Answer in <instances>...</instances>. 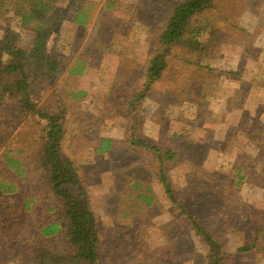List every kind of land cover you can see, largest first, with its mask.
<instances>
[{
  "label": "rangeland",
  "instance_id": "374dc122",
  "mask_svg": "<svg viewBox=\"0 0 264 264\" xmlns=\"http://www.w3.org/2000/svg\"><path fill=\"white\" fill-rule=\"evenodd\" d=\"M88 1L99 3L92 13L101 16L102 2ZM114 1L103 23L109 28L104 55L92 28L82 36L64 19L48 48L64 62L63 71L31 81L33 101L64 115V147L78 163L98 216L106 262L206 261L205 243L158 179L155 151L132 146L134 137L178 153L167 165L174 190L186 212L225 246L230 257L224 264H264V0H215L205 17L218 34L210 49L217 52L199 58L176 51L134 113L129 98L143 88L142 69L155 53L171 5L180 0ZM69 2L56 6L71 15ZM17 18L0 13V37L15 28ZM33 40V31H20V47L29 49ZM76 60L83 72L68 74ZM18 115L0 105V178L17 185L10 199L0 196V264H20L23 238H31L58 208L57 198L42 190L39 172L29 167L17 177L2 158L6 143L20 147L41 136L36 115ZM134 117L137 128H131ZM102 137L116 143L100 153L95 146ZM135 181L150 184L151 205L137 199ZM247 245L252 249L238 251Z\"/></svg>",
  "mask_w": 264,
  "mask_h": 264
},
{
  "label": "trees",
  "instance_id": "16d2710c",
  "mask_svg": "<svg viewBox=\"0 0 264 264\" xmlns=\"http://www.w3.org/2000/svg\"><path fill=\"white\" fill-rule=\"evenodd\" d=\"M58 1L0 0V13L9 11L14 13V18L18 16V24L14 26L15 28L6 30L0 37V105L17 114L22 113L18 115L21 118L26 115H36L42 125L39 140H26L20 147H11L10 143H6L2 158L17 177L26 176L29 167L39 172L42 190L51 193L58 201V208H54L53 212L54 218L38 227L31 238H23L25 245H21L23 250L19 254V262L20 264H108L98 216L91 207L78 163L64 147L66 137L64 115L62 112H49L33 101L31 81L39 77H47L49 74L57 76L63 71L64 62L58 54H51L48 48L56 26L64 19L71 17L74 23L83 26V35L91 27L89 25H92L91 32L96 35V39H101L97 44H102L103 47L99 48L105 49L106 43L103 38L108 44L109 28H105L103 23L107 22L105 20L107 16L110 15L111 18V11L116 2L106 0L99 16L92 13L98 5L96 2L70 0L69 7H73L74 13L68 15V10L56 6ZM214 7L215 0H180L171 5V13L159 34L155 53L142 69L143 88L129 98V105L133 107L132 113L136 112L137 102L145 98L154 84L162 79L169 66V57L177 55L176 51L179 49L189 51L199 58L217 52L218 48L214 52L210 49L218 34L214 31L212 20L205 17ZM23 29L34 32V40L29 49H24L18 44L20 31ZM2 54H7L13 60H3ZM80 61L86 63L85 60L80 59ZM76 63L77 60L68 68V74L83 72L84 67L75 65ZM230 73L237 74V72ZM14 102L16 104L14 109L6 106ZM135 121L134 117L131 128H137ZM130 141L132 146H146L155 151L159 162L158 179L167 197L184 212L207 247L205 264H224L230 257L225 246L199 219L186 212L174 190L167 165L177 157L178 153L172 149H162L147 140L131 137ZM115 143L114 138L102 137L96 144L95 150L100 153L109 151ZM1 145L3 146L2 141ZM16 188L14 182L4 176L0 178L2 199L4 196H9L10 199V194L15 193ZM135 189L140 190L137 195L138 200L147 205L152 204V187L149 183L135 181ZM21 234L24 235V232ZM250 249L252 246L247 245L240 247L238 251Z\"/></svg>",
  "mask_w": 264,
  "mask_h": 264
},
{
  "label": "crops",
  "instance_id": "0c3cea01",
  "mask_svg": "<svg viewBox=\"0 0 264 264\" xmlns=\"http://www.w3.org/2000/svg\"><path fill=\"white\" fill-rule=\"evenodd\" d=\"M100 1L102 2L103 5L101 4V6L103 7V6H104V2H105L106 0H100ZM98 4H99V3H98ZM67 20H68V21H71V22L73 23V25H75L77 28L81 29V30H82V33H81V34L83 35V26H80V25L74 23L71 17H70V18H67L66 21H67ZM89 26H91V27H90L88 30H90V29L92 28V25H89ZM84 35H85V34H84ZM84 35H83V36H84ZM73 46H74V45H73ZM73 46H72V47H73ZM107 50H108V48L102 50L103 55L107 52ZM102 59H103V58H102Z\"/></svg>",
  "mask_w": 264,
  "mask_h": 264
}]
</instances>
